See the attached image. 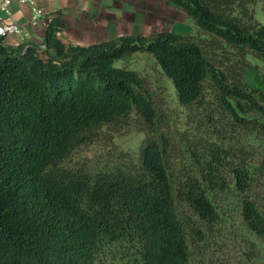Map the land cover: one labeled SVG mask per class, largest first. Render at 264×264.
<instances>
[{"label": "trees", "instance_id": "16d2710c", "mask_svg": "<svg viewBox=\"0 0 264 264\" xmlns=\"http://www.w3.org/2000/svg\"><path fill=\"white\" fill-rule=\"evenodd\" d=\"M164 1L184 9L198 34L66 44L59 13L42 44L12 46L0 36V264H108L109 257L115 264H189L185 210L216 221L215 189L240 194L243 219L264 238V210L249 196L245 153L210 141L198 173L193 158L191 166L173 168L145 79L116 66L150 53L181 105L204 106L208 83L230 125L264 135V92L244 83L252 67L247 56L264 62V25L250 0ZM212 50L236 62L226 70ZM133 111L147 132L137 159L122 153L120 162L95 171L63 167L73 149ZM216 120L211 116V125Z\"/></svg>", "mask_w": 264, "mask_h": 264}, {"label": "rangeland", "instance_id": "374dc122", "mask_svg": "<svg viewBox=\"0 0 264 264\" xmlns=\"http://www.w3.org/2000/svg\"><path fill=\"white\" fill-rule=\"evenodd\" d=\"M248 7L255 20L264 25V0H250ZM194 26V32L188 34H198L195 23ZM205 36L208 38V35ZM212 53L218 56V60L223 57L225 69L236 62L233 54L222 50H212ZM247 58L252 67L245 70L244 83L264 92V62L252 54ZM116 66L133 69L145 79L157 113L162 117V121L157 120L163 126L160 131L166 133L170 140L166 157L173 168L189 167L193 158L195 172L198 173L209 159L205 151L210 141L220 140L224 147H233L238 154L245 153L253 179L249 196L264 210V135L250 128L230 125V118H224L219 112L216 93L208 83L204 106L181 105L173 82L150 53H136L127 60L117 62ZM214 115L217 120L211 125L210 118ZM220 115L223 119L218 118ZM142 121L139 114L133 111L126 118L106 124L93 140L73 149L63 161V167L95 171L107 163L120 162L122 153L137 159L147 139ZM227 163L223 162L222 169ZM214 192L215 204L221 211L216 221L203 222L190 210H185L188 216L189 264H264V238L243 219L240 209L243 197L233 188L231 191L228 188L215 189ZM107 263L115 264L111 257ZM116 264L129 263L121 261Z\"/></svg>", "mask_w": 264, "mask_h": 264}, {"label": "crops", "instance_id": "0c3cea01", "mask_svg": "<svg viewBox=\"0 0 264 264\" xmlns=\"http://www.w3.org/2000/svg\"><path fill=\"white\" fill-rule=\"evenodd\" d=\"M43 11L37 24H32L31 5L12 0L7 15L0 5V18L21 26L19 33L9 34L12 46L42 44L49 18L62 14L66 27L59 33L66 44L90 46L122 36H151L162 32H194V21L181 7L164 0H35ZM1 26V21H0Z\"/></svg>", "mask_w": 264, "mask_h": 264}, {"label": "built area", "instance_id": "2783aa9c", "mask_svg": "<svg viewBox=\"0 0 264 264\" xmlns=\"http://www.w3.org/2000/svg\"><path fill=\"white\" fill-rule=\"evenodd\" d=\"M18 1L20 3L29 4L32 6L33 11H34V18L32 20V24L34 25L37 24L38 19L43 16V11L36 7L35 0H18ZM11 2L12 0H0L1 8L7 15H11V12L9 10V6ZM52 18L53 17H50L49 20H51ZM0 21H1V26H0V36L1 37H6L7 35L13 34V33H19L22 29L21 26L15 22L7 23L3 21L1 18H0Z\"/></svg>", "mask_w": 264, "mask_h": 264}]
</instances>
